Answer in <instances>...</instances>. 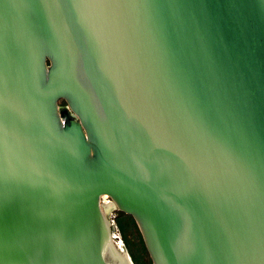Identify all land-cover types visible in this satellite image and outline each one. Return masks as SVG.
<instances>
[{
	"label": "water",
	"instance_id": "95a60500",
	"mask_svg": "<svg viewBox=\"0 0 264 264\" xmlns=\"http://www.w3.org/2000/svg\"><path fill=\"white\" fill-rule=\"evenodd\" d=\"M103 195L152 264H264V0H0V264L117 263Z\"/></svg>",
	"mask_w": 264,
	"mask_h": 264
},
{
	"label": "rangeland",
	"instance_id": "374dc122",
	"mask_svg": "<svg viewBox=\"0 0 264 264\" xmlns=\"http://www.w3.org/2000/svg\"><path fill=\"white\" fill-rule=\"evenodd\" d=\"M59 105H63V102L60 101ZM106 200L109 201V199H106ZM118 215H119V212L117 210H113L108 215L111 225L113 226L112 234H113L115 242L121 243L123 245L127 254L131 257L133 264H152V261L147 253V250L146 252H142L140 250V246H139L140 238L142 241L143 239L141 237V233L137 226H136L137 227L136 230L128 231L126 242L124 241L123 237L121 236V233L119 232L117 224H116V218L118 217ZM143 245H144V242H143ZM135 259L137 262H135Z\"/></svg>",
	"mask_w": 264,
	"mask_h": 264
},
{
	"label": "bare ground",
	"instance_id": "6f19581e",
	"mask_svg": "<svg viewBox=\"0 0 264 264\" xmlns=\"http://www.w3.org/2000/svg\"><path fill=\"white\" fill-rule=\"evenodd\" d=\"M106 199H109V198L106 195H103L100 198V204H101V209H102V212H103L105 218L110 222L108 215L110 212L115 210V205L110 199H109V201H107ZM110 224H111V222H110ZM110 242H111V246L108 249L113 248L114 252H113V250H109V254L107 253L108 254V257H107L108 260L111 261V259H112L111 255H114L116 252V255L118 256L117 263L121 262L120 264H131V260L128 256L126 250L124 249L123 245L121 243L115 242L112 231L110 234ZM117 263L114 262V264H117Z\"/></svg>",
	"mask_w": 264,
	"mask_h": 264
},
{
	"label": "trees",
	"instance_id": "16d2710c",
	"mask_svg": "<svg viewBox=\"0 0 264 264\" xmlns=\"http://www.w3.org/2000/svg\"><path fill=\"white\" fill-rule=\"evenodd\" d=\"M63 105H64V103H63ZM116 224H117L119 232L121 233V236L123 237L125 242L127 239L128 231H130V230L133 231V230H136V228H137L136 223L133 220V218L131 216L125 215L121 212H119V215L116 218ZM139 246H140V250L142 252H146V248L143 245V241L141 240V238H140ZM135 262H137L136 259H135Z\"/></svg>",
	"mask_w": 264,
	"mask_h": 264
}]
</instances>
